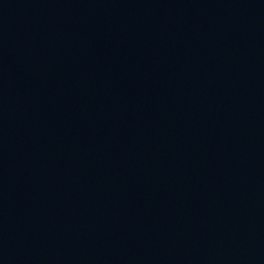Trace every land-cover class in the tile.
Instances as JSON below:
<instances>
[{"label":"water","instance_id":"obj_1","mask_svg":"<svg viewBox=\"0 0 264 264\" xmlns=\"http://www.w3.org/2000/svg\"><path fill=\"white\" fill-rule=\"evenodd\" d=\"M0 264H264V0H0Z\"/></svg>","mask_w":264,"mask_h":264}]
</instances>
